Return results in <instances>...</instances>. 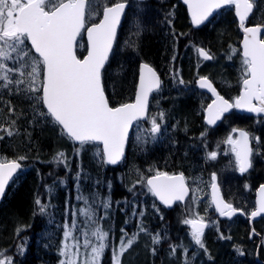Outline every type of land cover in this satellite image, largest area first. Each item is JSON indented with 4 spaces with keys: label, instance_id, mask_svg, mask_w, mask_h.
<instances>
[{
    "label": "trees",
    "instance_id": "trees-1",
    "mask_svg": "<svg viewBox=\"0 0 264 264\" xmlns=\"http://www.w3.org/2000/svg\"><path fill=\"white\" fill-rule=\"evenodd\" d=\"M115 1L104 0L108 4ZM178 12L175 21L177 28L172 29L165 24L160 29L149 19L148 13L143 14L136 21L143 26L139 38L141 47L136 54L128 50L120 55L122 42L126 38L123 29L126 24L131 26V19L127 18L124 22L110 62L103 72L105 91L112 106L134 99L141 58L153 60L161 74L169 60L165 73L170 69L172 73H177V62L174 60L176 46L181 49L187 40L179 33L178 27L179 24H186L184 12ZM220 19L222 22L210 32L205 27L200 29L203 32L201 41L222 46L232 40L234 56H241V31L235 12L222 13ZM248 24H264V0L257 2ZM32 53L38 57L33 50ZM79 53L83 54L82 51ZM163 59L166 60L163 62ZM224 64L220 59L219 69L228 78ZM183 67L187 76L192 71L191 60L184 59ZM112 70L118 74H111ZM17 94L2 99H10L16 113L6 108L5 102L0 104L2 117L7 119L2 123L4 131L0 134L2 155L23 164L22 172L10 184L0 207V253L14 259L15 264H58L65 232L69 228H74L76 239L84 245L83 233L89 230V221L79 213V209L87 205L94 209L93 219L97 225L108 234L99 264H114L118 236L135 237L141 227L154 233L160 241L144 243L137 240L126 253L123 264H162L164 255H168V251L177 247L190 233V225L180 226L174 209L165 210L149 191L146 181L130 188L122 180L121 172L129 167L130 175L135 176L137 170H145L152 175L158 169L166 173H184L188 177L198 173L203 181L208 180L210 176L196 171L199 165L197 159L190 153V143L182 139L188 137L185 133L187 129H197L204 124L203 105L194 97L186 96L184 90L175 94L172 86L165 82L161 91L164 103L162 112L157 115L152 109L148 122L151 125V118L155 117L161 125L158 137L153 139L138 124L132 132L123 163L109 166L101 155L103 148L100 143H88L83 153L79 154L80 145L70 139L52 118L42 115L47 111L46 107L36 100L30 101L27 106L21 101V95ZM27 95L30 93L27 92ZM25 99L27 97H22V100ZM20 114L23 118L18 120ZM9 132L12 134L9 135ZM65 148L74 149L70 169L58 156L64 153ZM37 200L45 206L43 212ZM105 203L108 204L107 208L104 207ZM217 219V225L211 227L202 239L203 247L196 244L192 247L203 264H264V248L260 251V260H257L247 220L239 218L228 228L225 219H220L218 215ZM19 226H22V230L16 234ZM89 239L95 242L94 237L89 236ZM204 245H208L212 252L209 258L203 255Z\"/></svg>",
    "mask_w": 264,
    "mask_h": 264
},
{
    "label": "snow or ice",
    "instance_id": "snow-or-ice-1",
    "mask_svg": "<svg viewBox=\"0 0 264 264\" xmlns=\"http://www.w3.org/2000/svg\"><path fill=\"white\" fill-rule=\"evenodd\" d=\"M184 3L188 6L194 25L203 24L215 9L226 5L234 6L239 17V26L245 33L243 92L235 98L234 103L217 93L206 77L200 78L199 86L208 89L216 97L207 107V123L215 124L231 108L264 113V38H261L264 35V26L245 27L252 4L249 0H184ZM92 6L93 0H0V81L7 82L0 86L25 83L21 79L13 80L9 76L10 72L27 76V91L42 93L33 97L46 107L47 111L42 115L52 118L54 123L62 126L69 138L78 142L81 148L90 142H102L101 155L107 157V163L116 164L123 156L130 126L133 121L147 115L149 94L159 89L160 81L148 64H142L134 102L117 107L109 105L102 86L101 70L113 47L117 26L126 5L117 2L112 6H105L102 20L85 28V18L91 14ZM82 30L87 33L88 47L87 55L80 59L75 54L74 47L80 46L77 44V37ZM32 49L38 53V57L32 53ZM14 52L18 54L16 62L20 64L19 68L10 67L6 63L13 59ZM198 54L205 59H211L204 49H199ZM160 116L162 118L163 114ZM150 122L152 133L161 130L155 117ZM225 142L231 145L240 172H246L251 167L249 157L252 154L248 133L241 130L239 139L230 135ZM60 157H63V153ZM216 157V152L209 153L210 159L215 160ZM20 168L21 165L15 160L0 161V196L4 194L9 182H14V174ZM215 179L213 173L211 187L215 207L221 216H230L236 209L216 197ZM147 186L154 196L169 206L173 201H183L189 192L183 174L169 175L157 171L147 179ZM260 193L259 207L251 213L253 217L264 213V186H261ZM36 203L43 212L45 206L39 200ZM104 207L107 208L108 204L105 203ZM79 213L89 221V230L83 233V246L85 249L90 247L91 253L86 254L84 264H97L105 250L108 234L93 219L95 211L90 206L79 209ZM184 223L191 226V237L195 244L203 247L202 237L206 225L195 218L185 219ZM71 235L69 228L65 237ZM89 236L94 237L97 243H93ZM153 242L158 243L159 237H153ZM132 243V240H128L127 244L121 241L119 252L115 254L116 264H119V256ZM71 247L78 249L79 241ZM68 248L69 245L65 244L61 254L68 256ZM76 255L78 252L71 253L73 257ZM0 264H12V258L0 253ZM61 264H77V261L70 257Z\"/></svg>",
    "mask_w": 264,
    "mask_h": 264
},
{
    "label": "flooded vegetation",
    "instance_id": "flooded-vegetation-1",
    "mask_svg": "<svg viewBox=\"0 0 264 264\" xmlns=\"http://www.w3.org/2000/svg\"><path fill=\"white\" fill-rule=\"evenodd\" d=\"M128 1H130V4L132 1L130 19L133 24V29H135L134 26L136 21H139L145 13L149 14V19H151L157 27H160V29H162L163 24L170 29L177 28L175 26V21L178 19V11L184 12L186 24H179L178 27L180 28L179 33L183 34V37H186L187 40L184 41V45L181 49L177 47L178 45L176 46L177 55L174 56V60L177 62V73H172V69H170L168 73H165L169 67V60H167L168 66L165 68L166 70L163 74H161L159 69L155 66L153 60L145 57L141 58L139 67L142 61H148L160 73L163 86L165 82H168V84L172 86L174 92L179 93L180 90L189 92L190 95H188V97H194L197 99V102L203 105L204 124L197 129H187L185 133L188 134V137H183L182 139L190 143V153L193 158L197 159V163L199 164L196 166V171L199 170V172H204L206 175L210 176L211 185L213 183L212 175L215 173V180L220 184L222 191L226 192L227 202L246 212L243 218L248 221L250 226V214L257 207V192L264 184V113L240 112L236 108H232L230 111L224 113L218 122L210 125L207 123L206 119L207 107L215 98L206 89L198 85L200 78L206 77L207 80L214 84L219 94L230 103H234L235 98L243 92L242 81L245 78L243 57L234 56L235 48L231 43L232 40L220 46L218 44L210 45L208 42L203 43L200 39V35H203L200 29L205 27V29L207 28L206 31L209 32L215 29V27L222 22L220 14H228L233 11L232 6H228L226 9L220 11L207 23L201 26H195L192 23L188 6L182 0ZM126 28L127 29L124 30L127 37V34L130 32V25L126 24ZM142 28L143 26L141 24L136 27V31L139 33L138 40L141 37ZM194 31H196V33ZM138 40L134 45L136 52H138ZM124 44L128 46L127 42H124ZM199 49H204L211 59H205L203 56L199 55ZM166 59H163V62ZM184 59H190L192 62V71L191 73H187V76L184 73ZM220 59L226 63L223 66L226 69L225 73L229 74L228 78L223 75L224 71L219 69L221 68V66H219ZM158 66L161 68L160 65ZM165 74L168 76H165ZM181 80L183 83H181ZM162 85L161 88L163 89ZM161 88L160 90L162 91ZM161 91H159V93H161ZM156 93L157 92L153 95ZM198 94L200 96H197ZM254 103L258 104L257 101ZM233 129L236 131H233ZM241 130L248 133L250 147L252 148V154L250 155L251 167L244 173L240 172L236 164L235 153L232 152L231 145L225 142L230 135L234 139H239V131ZM227 147H229L230 155L233 159V163L231 164H228V156L226 155ZM211 152L217 153L215 160L209 158V153ZM225 173L226 175L222 176V174ZM122 180H124V182H126L125 185L128 186L125 174ZM191 182L192 184H189L193 188L195 184L193 180H191ZM238 218L239 216H234L232 220H230L231 223ZM239 226H242V224H239ZM254 228L255 231H253L251 227V238L255 245L256 254L258 250L260 252L264 248V246L260 244L262 238L258 235V233L261 235L264 234V217L254 222Z\"/></svg>",
    "mask_w": 264,
    "mask_h": 264
},
{
    "label": "rangeland",
    "instance_id": "rangeland-1",
    "mask_svg": "<svg viewBox=\"0 0 264 264\" xmlns=\"http://www.w3.org/2000/svg\"><path fill=\"white\" fill-rule=\"evenodd\" d=\"M100 4H101V1L97 0V4L95 6H92L93 10L91 11V14L88 15L89 21L96 20L99 18L100 13H101ZM135 27H136V24H135L134 28ZM138 35H139V33H138V31H136V28L133 29V27L131 26L130 32L127 34V37L124 39V41L122 43L123 47L121 46V48H120V55L126 53L128 50H131L134 54L137 53L135 51L134 45L136 44V42L138 40ZM132 40H134L135 42ZM124 42H127L128 46L125 45ZM79 45H80L79 48L84 51L86 48V42H85L84 38L81 39ZM129 46H130V48H129ZM140 47H141L140 41L138 40V51L140 50ZM12 57H13V59L7 61L6 63L10 67L19 68L20 64L16 62L18 59V54L15 52L12 53ZM23 70L28 71L27 69H23ZM110 72H111V74H114V73H115V75L118 74V72H115V70H112ZM110 72L108 73V75H110ZM9 76L13 80L21 79V80L25 81V83L19 84V85L12 83V84H9L7 87L0 86V104L2 102H5L6 103L5 107L10 109V111L12 113H16V108H15L14 104H12L10 102V99L9 100H2V99H4V97H7V96L12 95L14 93H18L17 95H21V101L25 105L29 106L30 101L35 100L33 97L35 95H40V93H32V92L26 91L27 87H28V85H27L28 77L27 76H19L17 72H10ZM42 78L43 77L41 76V80H42ZM5 83H7V82L6 81H0V85H3ZM27 92L30 93L29 96L27 95ZM175 94H178V93L175 92ZM188 95H190V93L186 92V96H188ZM197 96H200V95L198 94ZM22 97H27V99L22 100ZM163 106H164L163 97L161 96V93L158 92L156 94V96L154 97V100L152 101L151 110L153 109L154 112L158 115V113L162 112ZM21 118H23L22 114L19 115L18 120ZM5 121L7 122V119L2 117V111H0V134L4 131L2 123ZM140 127L142 129H145L147 134L150 137H152L153 139H156L159 135V132H157V133L151 132V125L143 124ZM86 148H87V145H85L83 148L80 147L79 148V154H82L84 149H86ZM73 152H74V149L65 148L64 153H63V157L61 159L63 161V163L67 164L69 169L71 168L72 161H74V156H73L74 153ZM60 154L61 153H59V155H58L59 158H61ZM226 155L228 156V164L233 163V159H232V156L230 155L229 147L226 148ZM4 160H7V158H4ZM129 169H130L129 167L126 168L125 170H123L121 172V174L127 175L128 186L130 188L136 187V185L140 184L141 181H146L147 177L150 175L145 170H137V174L135 176L132 174L130 175L128 173ZM156 171H159V170L157 169ZM225 175H226V173L222 174V176H225ZM210 178L206 181H203L202 178L200 177V174H198V173L189 175L188 180H189L190 184H192L191 180H193L194 184H195V185H193L192 196L187 203L181 204L174 209L175 215L178 217L177 221H178L180 226L187 225L184 223L185 219H193V218L202 219V220H209L210 219V221L212 223V227L214 225H217V222H219L217 219V214L215 212L214 206L211 202ZM229 225H231V223L227 222L226 226L228 228H230ZM190 228H191V226H190ZM17 230L19 232L16 231V234H19L20 231L22 230V226H19V228ZM71 233H72L71 236H69L68 238L65 237L63 244H62V249L60 250V254H61L62 251L64 250L65 244H68L69 245V248H68L69 255L65 256V255L61 254V260L58 264H61L62 261L68 260L70 257L72 259H75L77 261V264H84L86 254L91 253L90 247L88 249H85L84 246L81 245V242L78 239H76L74 228H71ZM205 236H207V232L205 234H203L202 239ZM118 237L119 238L117 240L115 254L119 252L120 244H121L122 240L125 244H127L128 240H132L134 244L137 242V240L138 241L142 240L144 243H147V242L154 243L153 237H157V236L154 233L148 231L146 228L141 227V229L137 230V234L135 237H131V238H129L127 236H118ZM148 240H151V241H148ZM77 241H79V248L78 249L72 248L71 246L76 244ZM159 241H160V239H159ZM93 243H97V241L95 240V242H93ZM194 245H195V242L192 240L191 229H190V233L187 234V236L184 239H182L181 243L177 247L171 248L168 251V255L167 254L164 255V257L161 260L162 264H165V262H169V264H177L176 260L181 261L182 263L190 262V264H203V262L201 260H199L198 252L194 251L192 249V247ZM131 246L128 247L127 250L122 255L119 256V264H123V260H124L126 253H128V251L130 249H132ZM204 246H205V248L203 251L204 252L203 255H205L206 257L209 258V255L212 254L210 247H208V245H204ZM74 251L78 252V255L73 257V256H71V253ZM189 251H191V252H189ZM99 262H100V258H99L97 264H99ZM12 264H15L14 259L12 260ZM114 264H116V257H115Z\"/></svg>",
    "mask_w": 264,
    "mask_h": 264
},
{
    "label": "water",
    "instance_id": "water-1",
    "mask_svg": "<svg viewBox=\"0 0 264 264\" xmlns=\"http://www.w3.org/2000/svg\"><path fill=\"white\" fill-rule=\"evenodd\" d=\"M184 1V0H183ZM125 3V2H124ZM125 5H126V7H125V9H124V11H123V13L121 14V19H120V23L118 24V26H117V31H116V39H117V34H118V30H119V27H120V25H121V22H122V19H123V17H124V14H125V11H126V8H127V6H128V3H125ZM227 6V5H226ZM225 7V6H224ZM223 8V7H222ZM221 9V8H220ZM220 9H215V10H213V12H212V15L208 18V20H206L204 23H207ZM253 11H254V5L252 4V10H251V12L248 14V16L246 17V20H245V23L248 21V19H249V17L252 15V13H253ZM191 14V13H190ZM102 18H103V16H102ZM102 18H101V20H102ZM238 19H239V17H238ZM100 20V21H101ZM99 21V22H100ZM99 22H97V23H99ZM97 23H94V24H97ZM203 23V24H204ZM94 24H91V25H89V26H92V25H94ZM202 24H200V25H195V26H201ZM85 26H86V18H85ZM88 26V27H89ZM256 26H262V25H256ZM249 27H253V26H249ZM242 31H243V29H242ZM82 33H83V30H82ZM81 33V34H82ZM243 33H244V31H243ZM85 35H86V41H87V33H86V31H85ZM81 36V35H80ZM80 36H78L77 37V44H78V42H79V39H80ZM244 36H245V33H244ZM244 36H243V39H242V42H241V46H242V51H243V40H244ZM261 38H262V36H261ZM116 39L114 40V42H113V47H112V49H111V51L109 52V56H108V59L105 61V66H104V68L101 70V80H102V86H103V88H104V84H103V78H102V73H103V70L105 69V67L107 66V64H108V62H109V59H110V57H111V54H112V52H113V50H114V47H115V43H116ZM34 50V49H33ZM77 50H78V47H74V52H75V54L77 55V57L78 58H80V59H83L86 55H87V53H86V55L83 57V58H81V57H79V55H78V52H77ZM34 52H35V50H34ZM36 54H38V53H36ZM142 64H148V63H146V62H143V63H141V65ZM155 72H156V74H157V76H158V78H159V81H160V86H161V77H160V75H159V73L156 71V69L153 67V66H151L150 64H148ZM140 69H141V66H140ZM139 77H140V72H139ZM200 81V80H199ZM199 81H198V85H199ZM209 81V80H208ZM211 84H212V86L215 88V90H216V92L217 93H219L218 92V90H217V88L214 86V84L211 82V81H209ZM138 85H139V82H138ZM160 86H159V88H160ZM137 89H138V87H137ZM204 89H206V88H204ZM215 99H216V97L213 95V93L211 92V91H209L208 89H206ZM104 91H105V88H104ZM151 95H152V93H150L149 94V104H150V98H151ZM105 96H106V98L108 99V96H107V94H106V91H105ZM214 99V100H215ZM135 100V99H134ZM108 102H109V105L111 106V107H113L111 104H110V101H109V99H108ZM132 102H134V101H131V102H128V103H132ZM255 101H253V103H254ZM149 104H148V112H147V115L144 117V118H142V119H140V120H138V121H146L147 120V118H148V114H149ZM212 104V103H211ZM255 104V103H254ZM118 106H120V105H118ZM115 107H117V106H115ZM232 109V108H231ZM231 109H229V111L231 110ZM238 111H240V112H244V111H246V112H249V111H247V109H244V108H236ZM249 113H255V112H249ZM207 118H208V113H207ZM206 118V119H207ZM222 118V117H221ZM219 121V120H218ZM217 121V122H218ZM135 122H137V121H133V123H132V125L130 126V128H129V131H128V136H127V138H126V141H125V144H124V149H123V156L120 158V160L116 163V164H110V163H107L108 165H110V166H117V165H119L120 163H122V161H123V159H124V157H125V154H126V151H127V148H128V143H129V140H130V137H131V133H132V129H133V126H134V123ZM62 127V126H61ZM65 131V130H64ZM65 133H66V131H65ZM76 143H78V142H76ZM99 143H101L102 144V142H99ZM250 144V143H249ZM102 146H103V144H102ZM105 160L107 161V157L105 156ZM249 160H250V157H249ZM0 161H3L2 160V149H1V140H0ZM9 161H12V160H9ZM15 161H17L20 165H21V168L17 171V173L16 174H14V175H17L21 170H22V168H23V165H22V163L20 162V161H18V160H15ZM180 173H177V174H173V175H179ZM154 176V175H153ZM184 176V175H183ZM150 177H152V176H150ZM149 177V178H150ZM185 177V176H184ZM11 182V181H10ZM10 182H9V184H10ZM185 183H186V185H187V187H188V189H189V192H188V195L185 197V199L183 200V201H173L172 202V204L169 206V205H165V204H163V202H161L160 200H159V198L157 197V199H158V201L160 202V204L162 205V206H164L167 210H172V209H174L175 208V206L177 205V204H180V203H185V202H187V200L189 199V197H190V195H191V188H190V186L188 185V183H187V181H186V179H185ZM215 184L217 185V191H216V197L217 198H219V199H222L225 203H227V204H229L225 199H224V197H223V194H222V191H221V188H220V186H219V184L215 181ZM8 186L9 185H7L6 186V188H5V192H4V194L2 195V196H0V206H1V203H2V200H3V198H4V196H5V193H6V190L8 189ZM262 186H264V184L262 185ZM260 189H261V187L258 189V192H257V198H256V202H257V207H256V209H255V211L258 209V207H259V201H260V196H261V193H260ZM211 192H212V196H213V189L211 188ZM212 202H213V204L215 205V203H214V199L212 198ZM232 207L234 208V209H236L233 205H232ZM218 211V210H217ZM219 212V211H218ZM236 214H244V212L242 211V210H238V209H236V211L234 212V213H232L230 216H223V217H228V218H232L233 216H235ZM262 216H264V213H260V214H258V215H256V216H252L251 215V217H250V222H251V226H252V229L254 230V228H253V222L255 221V220H257V219H259V218H261ZM206 226H205V228H204V230L205 229H207L208 228V225H209V223H208V221H202ZM255 231V230H254ZM260 236V235H259ZM261 237V236H260ZM257 256H259V250H258V252H257ZM258 259H259V257H258Z\"/></svg>",
    "mask_w": 264,
    "mask_h": 264
}]
</instances>
